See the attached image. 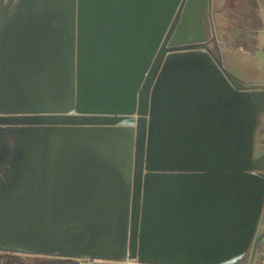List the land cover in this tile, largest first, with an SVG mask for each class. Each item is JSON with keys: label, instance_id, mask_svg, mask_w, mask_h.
Segmentation results:
<instances>
[{"label": "water", "instance_id": "water-1", "mask_svg": "<svg viewBox=\"0 0 264 264\" xmlns=\"http://www.w3.org/2000/svg\"><path fill=\"white\" fill-rule=\"evenodd\" d=\"M210 5L0 0V252L252 264L264 85L223 66Z\"/></svg>", "mask_w": 264, "mask_h": 264}, {"label": "rangeland", "instance_id": "rangeland-1", "mask_svg": "<svg viewBox=\"0 0 264 264\" xmlns=\"http://www.w3.org/2000/svg\"><path fill=\"white\" fill-rule=\"evenodd\" d=\"M248 0H242L237 9L243 10ZM257 4L256 12L259 19L255 22L246 21L239 23L235 17V11L227 6V0L223 6H213L211 11V25L207 29L210 33L211 28L215 35V42L222 64L234 76L242 82L255 85H264V0H255ZM258 2V3H257ZM224 7V8H223ZM237 14V13H236ZM241 18V17H240ZM242 21V18H241ZM252 21V20H251ZM245 23L246 26H241ZM241 24V25H240ZM252 44L246 48L243 44ZM215 47V43H212ZM264 127L259 128L256 136V146L262 143ZM264 140V139H263ZM264 144V143H263ZM248 259L243 262L247 264ZM79 264H139L136 260L125 259L122 261L96 260L93 263L79 261ZM252 264H258V252L256 251Z\"/></svg>", "mask_w": 264, "mask_h": 264}, {"label": "trees", "instance_id": "trees-1", "mask_svg": "<svg viewBox=\"0 0 264 264\" xmlns=\"http://www.w3.org/2000/svg\"><path fill=\"white\" fill-rule=\"evenodd\" d=\"M241 2L242 0H227L226 4L228 5H225L224 7H229L230 5L231 9L235 11V17L238 19L239 23L243 22V20L244 22L249 21L251 23L257 21L259 17L256 12V1L248 0L244 5L243 10L237 9L239 3ZM240 17L242 18V21ZM241 26L246 25L243 23ZM254 43L255 42L253 41L249 45L248 43H244L243 45L246 48H250ZM0 264H79V261L73 259L50 258L39 255L0 252Z\"/></svg>", "mask_w": 264, "mask_h": 264}, {"label": "built area", "instance_id": "built-area-1", "mask_svg": "<svg viewBox=\"0 0 264 264\" xmlns=\"http://www.w3.org/2000/svg\"><path fill=\"white\" fill-rule=\"evenodd\" d=\"M263 223L261 226V232L259 235L257 249L258 252V264H264V213H263Z\"/></svg>", "mask_w": 264, "mask_h": 264}, {"label": "flooded vegetation", "instance_id": "flooded-vegetation-1", "mask_svg": "<svg viewBox=\"0 0 264 264\" xmlns=\"http://www.w3.org/2000/svg\"><path fill=\"white\" fill-rule=\"evenodd\" d=\"M261 126H263L264 127V116H263V119H262V124H261ZM258 134V133H257ZM262 135V138H261V140H262V143L261 144H259V147H257L256 146V152H257V154H264V133H261Z\"/></svg>", "mask_w": 264, "mask_h": 264}, {"label": "crops", "instance_id": "crops-1", "mask_svg": "<svg viewBox=\"0 0 264 264\" xmlns=\"http://www.w3.org/2000/svg\"><path fill=\"white\" fill-rule=\"evenodd\" d=\"M225 1L226 0H211L210 12L212 11L213 6H215L216 8H217L218 5H222L223 6ZM259 1H261V0H259Z\"/></svg>", "mask_w": 264, "mask_h": 264}]
</instances>
